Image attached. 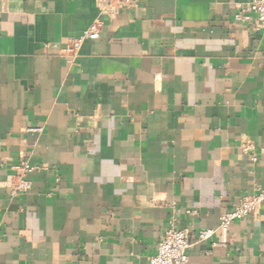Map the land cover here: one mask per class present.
Listing matches in <instances>:
<instances>
[{"label": "crops", "instance_id": "0c3cea01", "mask_svg": "<svg viewBox=\"0 0 264 264\" xmlns=\"http://www.w3.org/2000/svg\"><path fill=\"white\" fill-rule=\"evenodd\" d=\"M251 1L0 0V264H147L171 225L193 240L264 188V30L234 19ZM216 241L187 264H264V205Z\"/></svg>", "mask_w": 264, "mask_h": 264}, {"label": "built area", "instance_id": "2783aa9c", "mask_svg": "<svg viewBox=\"0 0 264 264\" xmlns=\"http://www.w3.org/2000/svg\"><path fill=\"white\" fill-rule=\"evenodd\" d=\"M129 4V0H106L102 5L101 13L112 16L121 9L127 8ZM253 16L255 19L252 24L254 31L264 30V0H252L240 5L237 8L234 19L248 24L251 23ZM101 27L102 25L99 21L92 23L80 38H73L68 41L61 50L62 55L74 58L85 39L96 40L99 38ZM35 131L38 130L35 129ZM253 149L252 145L246 144L242 147V152L248 155L252 162H256L257 157ZM16 170L17 174L9 181L10 198L26 194L31 189L32 183L29 176L34 172L35 168L26 162H21ZM262 205H264V188L260 189L256 194L244 196L237 205L221 215L216 228L198 231L193 240H191L186 230H179L174 225H171L165 230L162 239L158 243L156 254L148 260L147 264H187V251L195 245L210 241L215 236L217 241L213 242L212 246L225 245L232 223L256 213Z\"/></svg>", "mask_w": 264, "mask_h": 264}]
</instances>
